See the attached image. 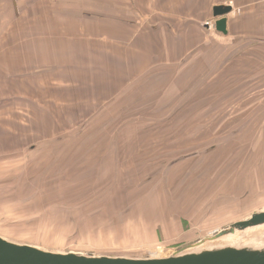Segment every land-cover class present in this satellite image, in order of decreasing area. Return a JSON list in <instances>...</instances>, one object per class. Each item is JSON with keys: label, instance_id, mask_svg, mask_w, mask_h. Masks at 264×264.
Listing matches in <instances>:
<instances>
[{"label": "rangeland", "instance_id": "rangeland-1", "mask_svg": "<svg viewBox=\"0 0 264 264\" xmlns=\"http://www.w3.org/2000/svg\"><path fill=\"white\" fill-rule=\"evenodd\" d=\"M112 19L132 42L45 59L0 17V236L162 257L263 211L264 35L168 50Z\"/></svg>", "mask_w": 264, "mask_h": 264}, {"label": "crops", "instance_id": "crops-1", "mask_svg": "<svg viewBox=\"0 0 264 264\" xmlns=\"http://www.w3.org/2000/svg\"><path fill=\"white\" fill-rule=\"evenodd\" d=\"M19 3L22 8H19ZM219 4L233 7L227 16V35L218 33L214 28L213 7ZM114 7L119 8L118 16L112 12ZM22 10L23 13H20ZM7 15L28 19V25L25 22L20 26L13 24V34L26 31L28 34H44L34 49L43 50L45 59L46 56L78 57L80 52L86 50L94 56L102 44L120 43L116 32L123 25L124 31L130 35L124 40L132 39V42L131 32L134 31V22L137 24L138 21L135 19L130 24L112 19L119 16L138 17L143 24V36H150L155 47L168 50L174 48L173 43L179 51L196 50L203 36L209 35L212 30L230 39L237 36L259 38L264 35V0H0V17ZM149 18H156L158 26L167 22L170 28L159 26L155 31L150 30L146 26ZM105 19L107 26L103 25ZM50 34L52 38L46 39ZM53 34L60 35V39ZM104 36L108 38H102ZM248 41L254 45L258 43L255 39ZM24 48L30 49L29 46Z\"/></svg>", "mask_w": 264, "mask_h": 264}, {"label": "water", "instance_id": "water-1", "mask_svg": "<svg viewBox=\"0 0 264 264\" xmlns=\"http://www.w3.org/2000/svg\"><path fill=\"white\" fill-rule=\"evenodd\" d=\"M229 4L213 7L215 30L228 34ZM264 210L215 230L192 244L162 257L100 255L94 252L53 251L0 236V264H264ZM230 240V241H229Z\"/></svg>", "mask_w": 264, "mask_h": 264}, {"label": "bare ground", "instance_id": "bare-ground-1", "mask_svg": "<svg viewBox=\"0 0 264 264\" xmlns=\"http://www.w3.org/2000/svg\"><path fill=\"white\" fill-rule=\"evenodd\" d=\"M220 229V228H219ZM215 230H213V232H214ZM212 232V233H213ZM264 234V229L263 228H261V229H259V230H256V231H254V232H251L250 233V236H257V235H263ZM211 235V234H210ZM230 241V240H229Z\"/></svg>", "mask_w": 264, "mask_h": 264}, {"label": "built area", "instance_id": "built-area-1", "mask_svg": "<svg viewBox=\"0 0 264 264\" xmlns=\"http://www.w3.org/2000/svg\"><path fill=\"white\" fill-rule=\"evenodd\" d=\"M209 26H211V24L209 23Z\"/></svg>", "mask_w": 264, "mask_h": 264}]
</instances>
